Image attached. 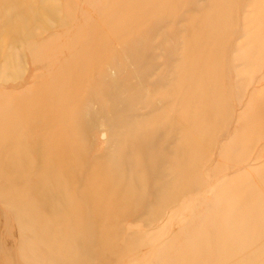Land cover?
I'll use <instances>...</instances> for the list:
<instances>
[{"label": "rangeland", "instance_id": "rangeland-1", "mask_svg": "<svg viewBox=\"0 0 264 264\" xmlns=\"http://www.w3.org/2000/svg\"><path fill=\"white\" fill-rule=\"evenodd\" d=\"M0 126L56 140L82 205L52 238L32 152L36 215L0 190V264H264V0H0Z\"/></svg>", "mask_w": 264, "mask_h": 264}, {"label": "bare ground", "instance_id": "bare-ground-1", "mask_svg": "<svg viewBox=\"0 0 264 264\" xmlns=\"http://www.w3.org/2000/svg\"><path fill=\"white\" fill-rule=\"evenodd\" d=\"M19 115L24 116L25 119L27 117L25 114L19 113ZM27 121L28 120H26V122ZM14 137L15 136L11 137L10 135L4 133L3 127L0 126V167L2 168L0 176H10L11 180L13 181V184L10 182L4 186L0 183V190H4L5 192L1 193L2 198H6L10 200V202L15 203L14 205L8 207L15 212L16 216H18V220L16 219L18 225L23 223V217L21 215L23 211H31L30 218L32 215H36V208L38 206L36 203H38V201L32 200V197H35L32 193V188H21L19 183H22V181H26L28 183L27 176L30 174L31 170H34L36 166L37 162L33 164V162L29 161L30 154L32 152H36L37 154L39 151L42 152L39 155V163H41L40 167L43 170L44 176L39 177L36 183L39 202H43L49 208L50 212L65 209L62 213H55L52 215L47 220L46 225L48 226V230L52 238H60V229L62 227H64L67 232L66 234L69 237L71 231L74 230V227H70V222L74 220L71 218V215L76 216L78 221L75 222V229L79 230L80 224L78 222L81 220V216L78 215V213L79 211H82V205H80L79 202L74 201L73 195L68 193L65 185L66 177L63 176L65 173L64 168L53 163V158H61L63 152L58 148L56 140L54 141L53 139H49V141L45 140L44 144L41 142V139H37L33 146H29V148H27L18 137ZM53 147H56V150H53ZM54 154H56V157H54ZM2 155L9 159L10 167L6 169V171L3 170V167L7 166L8 162L1 159ZM104 161V167L108 171L110 175L109 178L111 180L116 182L117 185L128 183L124 177L125 173L122 172V168L120 166L121 159L118 147H115V149L105 157ZM178 184L181 183L178 182ZM91 196L94 197L97 195L85 194V198L82 200H90L89 198ZM236 210L238 209L236 208L232 210L233 213L229 215V218L231 217L234 219L232 224L239 223V216L234 213ZM3 216L4 213L1 211L0 217ZM228 233L229 243L227 245L218 246L215 248L213 253H219L220 255L226 254L232 251L237 246V243L242 240L241 233L237 232L235 229L230 231L228 230ZM49 241H51V237L46 243H49ZM57 263L60 264L59 260Z\"/></svg>", "mask_w": 264, "mask_h": 264}]
</instances>
